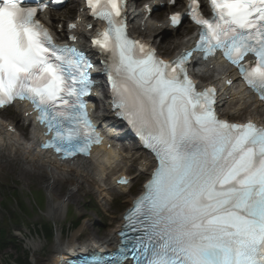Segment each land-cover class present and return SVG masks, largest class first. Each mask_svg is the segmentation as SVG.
I'll return each instance as SVG.
<instances>
[{"label":"snow or ice","instance_id":"snow-or-ice-1","mask_svg":"<svg viewBox=\"0 0 264 264\" xmlns=\"http://www.w3.org/2000/svg\"><path fill=\"white\" fill-rule=\"evenodd\" d=\"M209 3L213 18L205 19L190 0L199 41L164 63L126 34L124 0H87L107 23L92 43L109 54L113 108L157 161L124 217L138 235L94 264H264V128L218 119L216 90L197 91L187 67L194 52L207 59L219 50L264 101V0ZM38 11L23 0L0 2V107L30 101L52 134L43 148L60 159L87 155L100 142L82 99L92 88L91 64L77 49L53 45ZM170 20L181 23L178 14ZM249 54L254 63L242 64Z\"/></svg>","mask_w":264,"mask_h":264},{"label":"rangeland","instance_id":"rangeland-1","mask_svg":"<svg viewBox=\"0 0 264 264\" xmlns=\"http://www.w3.org/2000/svg\"><path fill=\"white\" fill-rule=\"evenodd\" d=\"M69 15L70 12L65 13L62 19L68 18ZM187 34H189L188 31L186 33L181 32L177 36H163L154 45L162 56L170 57L176 52V44ZM164 42L167 43L164 44ZM259 116L261 118V115ZM231 119H239V117H231ZM16 123H18V127H22L21 123ZM0 163L5 164V160L2 159ZM128 165H130V174L134 178L139 173L137 163H129ZM22 167V165L7 166L0 170V201L2 199V187L12 185L11 187L16 188L22 197V208L30 211L27 218H20L19 232L15 233L16 240L12 249L0 253V264H16L18 258L24 254L28 255L30 264H48L55 256L54 247L57 235H59L58 242L60 245H66L71 236L78 232L79 239L75 242L77 246L93 240L101 242L108 236L110 230L113 229L112 227L118 224L121 211L129 204L128 195L123 196L112 191L108 197L102 198L97 192V186L90 187L88 184H84V187L79 189L70 186L69 183H62L63 186L55 200L62 199L63 194L68 191L76 194L75 199L69 203L64 217L52 219L47 216L49 190L46 189L48 184L51 186L52 180L46 176L39 177L38 173L32 177H23L20 172ZM135 187H138V184ZM40 199L41 202H39ZM87 200L97 201L100 205L99 210L93 213L88 212L84 207ZM112 201L116 202L113 203ZM103 215L105 219H102ZM75 220H79V226L73 230L69 224ZM83 224H86L85 229H81ZM38 225H46L47 228H52L50 236L41 231ZM32 244H35L36 248Z\"/></svg>","mask_w":264,"mask_h":264},{"label":"bare ground","instance_id":"bare-ground-1","mask_svg":"<svg viewBox=\"0 0 264 264\" xmlns=\"http://www.w3.org/2000/svg\"><path fill=\"white\" fill-rule=\"evenodd\" d=\"M72 1L73 0H71V2ZM137 25H139V29H141L140 31L142 34L145 32L148 33L146 34L148 40H157V38H159L164 33V30H153V26L155 25L153 21L142 22L140 20L138 21ZM188 45L189 44L187 43V40L181 41L178 44V51L188 47ZM224 73V68L220 64H217L211 78L213 80H217V78ZM204 74H211V72L204 71ZM228 94L231 100L230 102H224L223 105L226 107L234 104V106L230 109V111L227 112V114L237 115V108L240 107L242 110H247V116L244 120L254 119L261 121L258 118V115H261L264 118V105L255 103L252 98L242 92L239 87L230 89ZM250 113L253 115L251 118L248 117ZM20 134V137L15 134H7L4 131L2 123L0 122V161L5 159V164L0 163V170L7 166L17 167L18 165H23V167L20 168L21 176L23 177H32L35 176V173H38L39 177H49L52 182L50 184L51 186L48 184L46 187V189L49 190L47 216L51 217L52 219H60L61 217H64L69 203L73 202L75 199L76 194L68 191L63 194L62 199L55 200L60 188L63 186L62 183H69L70 186L78 187L79 189H82L84 184H88L90 187L91 185L97 184V192L102 193L106 191V188L104 187V181L108 177H114L118 173L122 172L125 169V165L128 163L126 161L128 159V154L127 156L119 159L120 154L117 153L116 150L106 151L101 148L96 150L94 155L88 160L60 164L51 159L48 155H43L37 152L34 145V139L36 138L35 132L32 131L30 133L29 141L23 140L22 136H25L24 132H21ZM146 164L148 165V163ZM140 176L141 175L139 174L135 178V180L132 182V185L136 183ZM108 186L112 191L125 194V190L115 186L113 181H110ZM128 202L130 203L131 200L129 199ZM119 220L121 221V216L119 217ZM85 225L86 224H83L81 229H85ZM118 227H114L112 230H110L108 236L103 241H101L102 246H108L112 248L117 243L116 238L113 236L114 233L117 232ZM78 233L72 235L66 245H60L58 242L59 235L56 236L54 247L55 256L48 264H63V261L68 258V254L71 252H80L82 250L94 249L98 243V241L95 240L92 242H84L77 246L75 242H77L79 239ZM32 246L36 248L35 244H32Z\"/></svg>","mask_w":264,"mask_h":264},{"label":"trees","instance_id":"trees-1","mask_svg":"<svg viewBox=\"0 0 264 264\" xmlns=\"http://www.w3.org/2000/svg\"><path fill=\"white\" fill-rule=\"evenodd\" d=\"M4 200L0 203V209L2 212V218L0 219V253L12 249L13 244L15 243V238L13 236L14 231H17L20 222V217L23 215V209L20 208L19 203L20 196L15 189L10 187L4 188L3 190ZM7 204V206H5ZM12 209L13 211H11ZM88 209V208H86ZM91 211V208H89ZM71 229L76 230L79 226V221L70 223ZM45 225H38V228L46 232L50 236L52 228H47ZM49 231V232H48ZM28 255H21L16 264H30L28 261Z\"/></svg>","mask_w":264,"mask_h":264}]
</instances>
